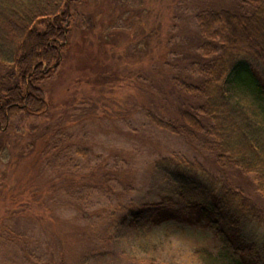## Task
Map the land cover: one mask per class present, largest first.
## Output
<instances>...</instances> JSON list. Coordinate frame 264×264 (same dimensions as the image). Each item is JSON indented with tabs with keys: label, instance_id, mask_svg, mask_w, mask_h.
Listing matches in <instances>:
<instances>
[{
	"label": "rangeland",
	"instance_id": "374dc122",
	"mask_svg": "<svg viewBox=\"0 0 264 264\" xmlns=\"http://www.w3.org/2000/svg\"><path fill=\"white\" fill-rule=\"evenodd\" d=\"M212 1H91L95 30L86 34L81 22L68 58L41 82L48 111L19 114L10 126L11 151L24 158L0 155V264H195V247L218 244L206 226L170 220L138 232L123 221L130 209H182L175 184L155 167L167 156L203 162L246 194L264 226V197L253 174L221 168L213 151L150 115L175 116L180 97L165 61L181 55L197 28L199 4ZM106 33L109 42L130 34L133 43L130 50L118 45L115 54L110 45L104 64L98 42ZM107 70L123 78L105 83ZM35 149L41 164L28 168Z\"/></svg>",
	"mask_w": 264,
	"mask_h": 264
},
{
	"label": "trees",
	"instance_id": "16d2710c",
	"mask_svg": "<svg viewBox=\"0 0 264 264\" xmlns=\"http://www.w3.org/2000/svg\"><path fill=\"white\" fill-rule=\"evenodd\" d=\"M91 1L0 0L3 158H24L11 151L12 121L19 114L40 116L48 111L41 82L50 77L66 55L68 58L71 37L81 22L87 25L86 34L95 30L98 10L95 6L88 9ZM121 12L124 14L123 8ZM195 22L197 28L187 35L181 55L165 61L175 71L170 74L180 97L176 114L164 118L150 111V115L160 127L185 135L197 148L213 151L215 163L221 168L253 174L256 188L264 197V0L200 3ZM125 35L118 36L120 43L115 44L106 40L107 33L101 34L98 46L104 64L110 45L113 54L118 45L129 49L133 42L130 34ZM175 51L169 52L176 54ZM154 52L151 49L145 56ZM133 56L127 53L128 58ZM107 72L101 71L100 80L105 83L123 78L122 72ZM174 91L166 92L169 99ZM39 153L35 149L28 155V168L40 166ZM155 167L175 184L182 209H130L124 223L138 232L147 224L170 220L204 225L218 244L195 247V264H264V226L256 220L246 194L229 188L198 160L167 156L159 159Z\"/></svg>",
	"mask_w": 264,
	"mask_h": 264
}]
</instances>
